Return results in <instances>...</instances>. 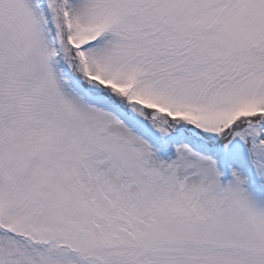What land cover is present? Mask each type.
Masks as SVG:
<instances>
[{"label": "snow or ice", "instance_id": "1", "mask_svg": "<svg viewBox=\"0 0 264 264\" xmlns=\"http://www.w3.org/2000/svg\"><path fill=\"white\" fill-rule=\"evenodd\" d=\"M0 264H264V0H0Z\"/></svg>", "mask_w": 264, "mask_h": 264}]
</instances>
